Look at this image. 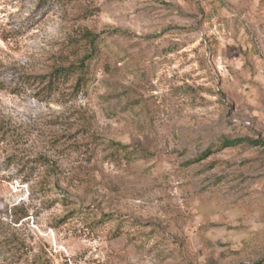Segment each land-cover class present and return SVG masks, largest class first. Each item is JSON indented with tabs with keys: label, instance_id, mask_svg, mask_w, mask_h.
Wrapping results in <instances>:
<instances>
[{
	"label": "rangeland",
	"instance_id": "rangeland-1",
	"mask_svg": "<svg viewBox=\"0 0 264 264\" xmlns=\"http://www.w3.org/2000/svg\"><path fill=\"white\" fill-rule=\"evenodd\" d=\"M0 84V264H264V0H0Z\"/></svg>",
	"mask_w": 264,
	"mask_h": 264
},
{
	"label": "trees",
	"instance_id": "trees-1",
	"mask_svg": "<svg viewBox=\"0 0 264 264\" xmlns=\"http://www.w3.org/2000/svg\"><path fill=\"white\" fill-rule=\"evenodd\" d=\"M100 34L85 29L77 39V49L79 50L77 62L71 64L55 66L48 74L41 75L40 83H45L46 94H51L60 89L62 85L68 82L69 78L76 76V89L79 91L86 90L91 83L92 78L89 77L88 62L92 61L99 54ZM27 81V80H26ZM0 87H3L0 84ZM8 130L0 124V136H6ZM253 142L249 138L226 139L224 143L227 145H235L239 142Z\"/></svg>",
	"mask_w": 264,
	"mask_h": 264
}]
</instances>
